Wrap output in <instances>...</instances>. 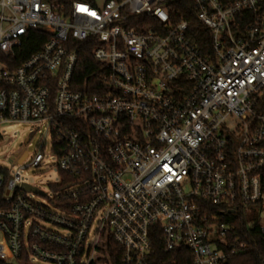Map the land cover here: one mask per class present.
<instances>
[{
    "label": "built area",
    "instance_id": "obj_1",
    "mask_svg": "<svg viewBox=\"0 0 264 264\" xmlns=\"http://www.w3.org/2000/svg\"><path fill=\"white\" fill-rule=\"evenodd\" d=\"M172 1L0 0V138L35 127L38 150L12 162L46 165L50 137L61 174L46 206L0 168V261L93 264L112 241L123 264H149L160 235L225 264L247 246L241 214L264 239V0H194L206 52ZM32 30L48 40L21 61ZM86 44L98 68L78 84Z\"/></svg>",
    "mask_w": 264,
    "mask_h": 264
},
{
    "label": "trees",
    "instance_id": "obj_2",
    "mask_svg": "<svg viewBox=\"0 0 264 264\" xmlns=\"http://www.w3.org/2000/svg\"><path fill=\"white\" fill-rule=\"evenodd\" d=\"M47 1L64 6L65 8H69L74 2L94 3V0ZM170 7L174 11L170 12L173 22H178L183 19L190 21L191 26L188 31L190 39L204 52L210 50V32L198 23L196 19V9L194 8V0H173ZM47 40L48 35L45 32L40 30L30 31L22 42L20 51L21 61L38 52ZM97 68L98 65L94 62L92 57V47L89 44L83 45L76 71L78 84H81L83 79L95 72ZM78 89L84 90L83 87H78ZM51 187L53 190H57V187ZM4 189L5 186L0 189V209L7 207L3 201ZM248 222L249 218L245 214H241L238 217L233 234L238 236L247 246L240 254L231 258L225 264H262L264 260V239L260 234L258 226H248ZM153 236V248L149 264H193L192 256L187 249L166 252L162 246L161 236ZM107 253L109 255L108 257L104 253V257L98 258L93 264H123L121 253L114 242H109ZM0 264L7 263L0 261ZM23 264L27 263L24 262Z\"/></svg>",
    "mask_w": 264,
    "mask_h": 264
},
{
    "label": "rangeland",
    "instance_id": "obj_3",
    "mask_svg": "<svg viewBox=\"0 0 264 264\" xmlns=\"http://www.w3.org/2000/svg\"><path fill=\"white\" fill-rule=\"evenodd\" d=\"M1 135L3 137L0 138V168L8 169L13 176L19 171L23 181L37 187L47 195L46 197H40L29 193L28 196L49 206V198L54 195L51 185L58 184L61 180L60 171L53 165L54 160L49 158L50 137L47 138L48 148L45 151L49 163L39 168H24L29 162L20 166L14 164L11 158L24 150L28 151L29 155L32 156L38 150L43 134L30 125L14 124L2 129Z\"/></svg>",
    "mask_w": 264,
    "mask_h": 264
},
{
    "label": "water",
    "instance_id": "obj_4",
    "mask_svg": "<svg viewBox=\"0 0 264 264\" xmlns=\"http://www.w3.org/2000/svg\"><path fill=\"white\" fill-rule=\"evenodd\" d=\"M27 156V153L25 152L24 155L21 157L20 162H22ZM22 190L26 191V192H33L37 195H41V196H45V193H43L41 190H39L36 187L30 186L28 184H23L21 186Z\"/></svg>",
    "mask_w": 264,
    "mask_h": 264
}]
</instances>
